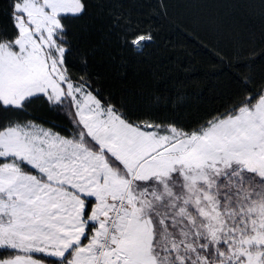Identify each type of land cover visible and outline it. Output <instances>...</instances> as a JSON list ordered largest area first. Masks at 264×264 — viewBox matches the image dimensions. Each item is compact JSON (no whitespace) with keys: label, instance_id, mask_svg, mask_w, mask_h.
<instances>
[{"label":"snow or ice","instance_id":"obj_1","mask_svg":"<svg viewBox=\"0 0 264 264\" xmlns=\"http://www.w3.org/2000/svg\"><path fill=\"white\" fill-rule=\"evenodd\" d=\"M137 3L110 15L121 47L140 55L156 34ZM8 4L0 250L11 254L0 264H264V73L259 87L239 78L223 111L194 125L136 115L69 70L64 20L89 0ZM36 100L67 124L28 119Z\"/></svg>","mask_w":264,"mask_h":264},{"label":"trees","instance_id":"obj_2","mask_svg":"<svg viewBox=\"0 0 264 264\" xmlns=\"http://www.w3.org/2000/svg\"><path fill=\"white\" fill-rule=\"evenodd\" d=\"M118 3L89 0L86 14L64 20L72 46L68 67L75 76L91 74L105 96L126 102L136 115L194 125L223 111L238 91L239 78L252 76V86L259 87L261 0H138L133 15L150 21L156 34L140 55L120 45L110 15ZM9 11L8 0H0V31L12 34ZM27 118L45 126L67 124L42 100L28 108ZM10 254L0 250V256Z\"/></svg>","mask_w":264,"mask_h":264},{"label":"rangeland","instance_id":"obj_3","mask_svg":"<svg viewBox=\"0 0 264 264\" xmlns=\"http://www.w3.org/2000/svg\"><path fill=\"white\" fill-rule=\"evenodd\" d=\"M40 255V257L42 258V254H38ZM41 258H37V259H41ZM55 258H48L47 260H45L46 264H51V261L54 260Z\"/></svg>","mask_w":264,"mask_h":264},{"label":"crops","instance_id":"obj_4","mask_svg":"<svg viewBox=\"0 0 264 264\" xmlns=\"http://www.w3.org/2000/svg\"><path fill=\"white\" fill-rule=\"evenodd\" d=\"M36 258H41L40 255L36 254ZM46 264V263H45Z\"/></svg>","mask_w":264,"mask_h":264}]
</instances>
